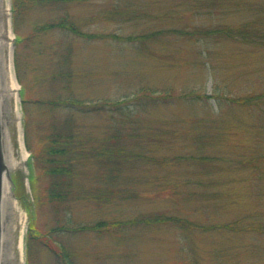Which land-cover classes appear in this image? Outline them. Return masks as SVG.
<instances>
[{
	"label": "rangeland",
	"instance_id": "obj_1",
	"mask_svg": "<svg viewBox=\"0 0 264 264\" xmlns=\"http://www.w3.org/2000/svg\"><path fill=\"white\" fill-rule=\"evenodd\" d=\"M258 1L264 6V0ZM7 2L18 87L17 110L9 109L2 136L6 132L12 159L23 163L9 173L15 206L11 219L23 229L19 264H66L52 252L62 247L72 253L75 264H264V105L240 106L228 98L264 93V47L195 34L241 23L247 13L221 7L217 0H21L23 10L21 6L14 23L13 0ZM62 17L96 38L41 31V25ZM150 33L154 35L144 41H128ZM192 88L210 98L186 103L180 95ZM143 90L151 97L166 92L173 97L150 99L135 108L145 121L138 125L147 129L144 137L128 142V150L134 151L128 155L132 164L119 167L112 184L105 172L100 178L93 168L81 171L70 196L55 210L57 204L47 197L52 179L32 166L31 155L43 151L54 124L65 118H71L90 145L108 133L117 135L124 125L116 123L120 110L111 104L127 102ZM59 95L81 105L52 109L48 102ZM96 103L101 108L89 111ZM161 120L167 122L157 131L162 141L156 142L149 128ZM121 132L130 133L126 127ZM220 136L222 141L217 140ZM204 153L232 164L241 157L254 158L261 168L214 171L212 180L184 163H158L163 157ZM197 178L206 184L183 183ZM112 188L119 191L108 201L104 191ZM189 190L194 191L189 203L185 195L182 200L172 195ZM154 214L179 217L185 226H119L102 234L76 230L100 219L125 221ZM60 225L66 228L59 230ZM30 228L49 247L29 239Z\"/></svg>",
	"mask_w": 264,
	"mask_h": 264
},
{
	"label": "trees",
	"instance_id": "obj_2",
	"mask_svg": "<svg viewBox=\"0 0 264 264\" xmlns=\"http://www.w3.org/2000/svg\"><path fill=\"white\" fill-rule=\"evenodd\" d=\"M49 1V0H47ZM59 1V0H57ZM217 3L223 7L228 6L232 8L234 11H241L242 13H247L248 16L243 22L237 23V24H224L221 27L213 28V29H202L197 31L195 34L202 36L201 38H215V39H226V40H235L240 41L246 44L255 45V46H263L264 47V6L262 3H260L258 0H217ZM21 6L23 10V5H21V0H13L12 4V12H13V20L14 23H16V20L21 15ZM41 31L47 32L51 30H62L64 32H68L70 34L93 39L96 38V34H83L79 27L74 24V21L68 20L66 17H62L57 22H50L47 24H43L40 26ZM17 27H15V31H17ZM37 29H34L32 32V35L30 36V40L33 39V37L36 36V34L39 32ZM37 32V33H36ZM18 33V32H17ZM193 32H191L192 34ZM19 34V33H18ZM154 34H145V35H138L135 37H131L128 39V41H144L146 39H149ZM98 37V36H97ZM29 39V38H28ZM22 38L21 36L16 37L15 39V61H16V67L19 68V64L21 63V54L18 52V46L21 44ZM173 94H170L168 92L163 93L161 96H154L151 97V93H147L144 90L141 91L140 94L133 97V99H128L127 102L119 103L118 105L111 104L112 107H115V111L120 110L118 117L119 120L116 119V123H121L123 126L118 128V134L115 133H108L107 137L105 139H102V142L95 141L93 144H89V140H85L82 138L81 134L79 133L77 128L73 127L71 118H65L60 121L58 124H54V127L51 129L46 144L44 145L43 151H39L33 155H31L32 160V166L39 167L44 173L49 175L52 179V181L49 183L48 191H47V197L48 199L55 202V210L59 209V206L61 205L59 201L66 200L72 190L73 183L78 181V176L81 171H87L88 168H93L96 170L95 172H98V175H100V178H103L102 174L105 172V180L110 181L112 184L114 182V179L117 178L116 172L120 170L121 166H125L126 162L128 164L131 162L128 155L130 152L134 153V151L128 150L129 141L132 139L134 142L138 139L137 137L143 135V130L147 129L146 126L141 124L142 122H145L143 119H141L136 112V109L144 104L150 99L152 101H156L159 98L163 101L172 98ZM183 100L188 104H193L196 102H202L204 103L207 101L210 96L206 95L205 93H201L200 91H197L196 89L192 88L180 95ZM213 98V97H212ZM215 98L223 100L222 95L215 94ZM231 102H233L236 105L240 106H254V107H262L264 105V93L261 95H256L255 97L252 95L247 96H239V97H228ZM48 105L54 108H60L65 109L69 106L74 105H81L79 102L75 101L72 98L68 97H62L58 96L57 99H52L48 102ZM102 105L96 103L91 106V109L89 111H95L97 109H100ZM131 106V107H130ZM136 108V109H135ZM167 121H159L156 125L152 126V128H149V130H152V134L154 133L153 140L156 142H161V136L163 134L157 132L161 130L164 127V123ZM223 122V121H221ZM220 123V121H219ZM227 124L228 122H223ZM129 124H136L135 126H129L126 125ZM143 125V126H142ZM128 129V132L126 135L121 132L122 129ZM170 134L175 136L176 131H170ZM167 135V133L165 134ZM200 138H204L205 140H208V137L205 135H201L200 133L197 134ZM128 136L126 139L125 137ZM221 136L217 140H221ZM128 140V141H126ZM216 140V139H215ZM218 141L217 143L221 142ZM139 142H141L139 140ZM97 143H100L99 145ZM222 142L220 143V145ZM141 148H144L141 143ZM220 149V148H219ZM136 154V153H135ZM139 154L132 156V158H137ZM259 157V156H257ZM262 158V157H261ZM260 159V158H259ZM133 160V161H135ZM157 160V159H155ZM161 161L158 162L159 165L165 166L169 165L172 162L176 163H184L188 168L194 167L196 169L197 174H202L210 179L213 180L212 172H219V171H225L227 173H232L234 170H246L247 168L256 170L258 167L256 164L258 163L257 159H243L242 157L238 160H234V164H239V167H236L234 164L231 163V160H225V158L220 157V155H209L207 153L204 154H190V155H181L175 158H165L163 157L160 159ZM130 161V162H129ZM154 163V162H153ZM132 164V163H130ZM120 167V168H119ZM33 168V167H32ZM33 170L30 171L32 173ZM232 171V172H231ZM197 177V176H196ZM186 184H194V185H203L206 184L202 182L200 179H185L183 182ZM213 181H209L208 184H212ZM76 184V183H75ZM166 185L167 183L164 182ZM177 186L179 183H175ZM119 190L117 189H109L107 191H104L105 197L108 198V201L112 200L113 197L117 195ZM194 191L189 190L188 192L182 193V192H174L172 193L175 198H178L180 200L181 197L184 195V201L186 203H189L193 200L194 197ZM100 197V196H99ZM128 197V196H126ZM132 197V196H131ZM130 198V197H128ZM107 201V202H108ZM169 222V223H168ZM157 223H167V224H174L177 226H185L183 224L184 222L179 219V217L176 216H165L162 214H154L151 216L146 217H138L131 220H125V221H114V220H108V219H100L93 224H86L81 225L77 227L76 230L81 231H93L98 234H102L103 232H115V229H117L119 226L122 228L124 226H136V225H151V224H157ZM66 228L63 225L59 226L60 229ZM67 228H70V226ZM185 228H188L187 225ZM57 229V230H58ZM72 230V229H70ZM30 236L29 239L34 240L35 244L49 247V245L46 242L40 241L39 235L35 233L34 228H30ZM33 233V234H32ZM57 257H61V262L66 264H75L73 259L71 258V252L62 247L59 252L52 251Z\"/></svg>",
	"mask_w": 264,
	"mask_h": 264
},
{
	"label": "bare ground",
	"instance_id": "obj_3",
	"mask_svg": "<svg viewBox=\"0 0 264 264\" xmlns=\"http://www.w3.org/2000/svg\"><path fill=\"white\" fill-rule=\"evenodd\" d=\"M8 6L7 0H0V115L2 125H4L3 121L6 119L9 109L17 110L16 91L18 83L11 64L9 40L12 37V32L9 19L7 18ZM2 153L5 165L2 169L0 264H19L23 254V229L21 230L11 219L15 206L7 174L8 171L23 163L21 160L14 161L12 159L11 147L6 132H3L2 136ZM16 260H18L17 263Z\"/></svg>",
	"mask_w": 264,
	"mask_h": 264
},
{
	"label": "water",
	"instance_id": "obj_4",
	"mask_svg": "<svg viewBox=\"0 0 264 264\" xmlns=\"http://www.w3.org/2000/svg\"><path fill=\"white\" fill-rule=\"evenodd\" d=\"M1 113V111H0ZM8 119V121H10V119L8 118V115L6 114V120ZM2 120H1V115H0V212H1V189H2V169L4 168V161H3V153H2ZM10 171H8L7 174V179L10 182L11 185V180H10V175H9ZM1 223V222H0ZM0 234H1V226H0ZM0 250H1V246H0Z\"/></svg>",
	"mask_w": 264,
	"mask_h": 264
}]
</instances>
